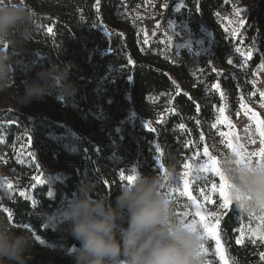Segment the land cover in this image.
I'll use <instances>...</instances> for the list:
<instances>
[{"label": "trees", "instance_id": "16d2710c", "mask_svg": "<svg viewBox=\"0 0 264 264\" xmlns=\"http://www.w3.org/2000/svg\"><path fill=\"white\" fill-rule=\"evenodd\" d=\"M139 1L100 0L97 10L96 0H28L36 13V32L27 45L12 49L18 61L14 87L0 93V158L18 176L11 188L0 181V214L8 217L7 208L14 227L56 251L44 263L35 260L37 252L32 250V264H75L70 251L79 241L67 222L54 229L45 225L48 216L72 199L82 179L93 183L96 193L109 195L114 205L119 188L127 183L121 171L126 175L136 167L145 175L161 176L162 163L169 172H180L195 151L211 143L216 110L224 101L235 118L240 97L254 91V73L264 57V0H254L247 13L243 44L255 46L257 52L238 71L228 63L238 43L217 22L231 12L226 0H172L165 11L196 31L205 25L212 29L214 43L198 64L184 49L174 55L175 62L155 53L154 46L143 50L136 29L121 20ZM180 2L181 8L173 11ZM68 62L75 92L63 97L52 93L28 105L16 103L40 71ZM215 83L219 91L212 88ZM36 176L43 183L32 179ZM181 208L175 201L176 213ZM255 224L235 205L223 215L219 233L233 264H264V244L253 243L246 230ZM209 250L212 264H221L212 244Z\"/></svg>", "mask_w": 264, "mask_h": 264}, {"label": "clouds", "instance_id": "9594fccd", "mask_svg": "<svg viewBox=\"0 0 264 264\" xmlns=\"http://www.w3.org/2000/svg\"><path fill=\"white\" fill-rule=\"evenodd\" d=\"M35 16L28 0H0V93L14 87L18 61L12 49L32 41ZM70 71V62L53 63L25 86L16 103L72 94L76 85L69 80ZM218 160L236 208L244 215H264V163H238L233 152L221 153ZM162 185L161 176L135 172L134 181L119 188L113 205L109 195L96 193L95 185L82 179L62 209L68 231L79 241L71 253L75 264H206L200 229L176 214L174 198ZM33 247L32 236L0 214V264H32Z\"/></svg>", "mask_w": 264, "mask_h": 264}, {"label": "rangeland", "instance_id": "374dc122", "mask_svg": "<svg viewBox=\"0 0 264 264\" xmlns=\"http://www.w3.org/2000/svg\"><path fill=\"white\" fill-rule=\"evenodd\" d=\"M171 1L172 0H140L136 6L129 9L122 16L121 20L129 22V24L136 29L143 43V50H148L151 46H154L155 53H159L163 58L175 62L176 59L174 55H176V53H178L180 50L184 49L190 52L192 57L195 59L196 64H198L199 60L204 55L208 54L211 50V47L214 43L213 31L209 26L206 25L203 26L199 31H196L192 27H190L189 23L185 19H176L172 15L173 12H170L169 15L165 14V11ZM226 2L231 5V12L224 16L217 17V22L227 34L228 38H231L233 39V41L238 43V46L236 48H240L241 51L245 53L251 51L252 58L253 55L257 52V48L255 46L246 47L243 44L242 30L245 23L244 25H240L239 21L243 20L245 22L247 13L253 6L254 0H226ZM164 5H167V7H164ZM181 6L182 2H180L173 9V11L177 12L181 8ZM234 29L236 30L235 32H233ZM169 36L172 38L171 43H169L168 40ZM145 38L148 39L147 44L144 43ZM230 59L233 61L230 66L235 71H238L241 68L245 67L250 60L248 59L247 61H245V59L241 57L240 54L236 51ZM261 63H264V57ZM259 65L254 73V91L248 96H243V103L250 111L245 114V109L241 107L240 103L238 113L236 114L235 118H232L229 114L228 104L226 100L221 106L225 109L224 113H220L219 109L221 107L216 110V116L213 122V124H216V127H212V132L214 133H212V136L210 137L211 143L207 146L212 155L218 157L223 152H230V150L226 147V143L229 140H231L233 144H243L249 152L257 151L261 147L259 131L257 130L258 126L255 121L250 119L252 114L255 113L260 120H264V107L261 106L262 104H264V99L260 97V92L264 91V70H260ZM162 117L163 115L160 116V119ZM225 117H227V119H224ZM218 119L220 121L219 123L217 122ZM148 124L149 123L147 122V124L145 125ZM221 132L225 133L223 137L220 136ZM253 140H255V143H252ZM200 153V159H203V150L200 151ZM133 170L137 172L136 167H134L131 170L127 171L125 176L132 174ZM184 171L185 169L182 168L180 172L170 173L175 175L179 180V177ZM122 180L126 181V179ZM0 181L5 185L11 184L12 187L16 186L18 182V176L7 167L4 159L2 158H0ZM213 181L218 183V178L209 177L208 180L201 179L192 183L193 194L197 196L201 203H204V201L203 197L200 194V189L203 188L206 193H210L211 183ZM163 190L165 192H168L167 184H165ZM210 195L212 199L216 201V203H205V208L207 211L218 212L219 220L221 221L223 215L229 210L230 207L226 209L219 208L220 201L218 193H210ZM70 201L71 200H66L62 205H60L58 210L47 217L45 225L47 228L54 229L58 226L59 223L65 221L62 214V209ZM175 201H178V205L182 207L181 214L194 210L191 205V201H189L186 197L176 195L174 198V202ZM184 218L190 219L191 217L189 216ZM207 219L211 224H215L216 222L215 218L208 217ZM255 222L256 224L253 228H256L257 224L259 223V221L256 219ZM217 232L219 233V226L217 227ZM248 235L251 236V233L249 231ZM244 237L245 235L242 234L240 238L241 241L244 239ZM32 238L34 240V249L32 248V250H36L37 252L35 260H39L44 263L49 262L50 257L56 253L54 248L35 236H32ZM252 238H254L255 240H259L256 237ZM220 239L222 248L225 253V258L228 260L229 264H233L227 256L221 235ZM261 242L264 244V241ZM210 244L214 246V254L219 259V256L215 251V241L209 238L206 245L208 251L205 254L207 264H212V260L210 259L211 250H209ZM73 250L74 249L70 251V254Z\"/></svg>", "mask_w": 264, "mask_h": 264}, {"label": "snow or ice", "instance_id": "6c2138e0", "mask_svg": "<svg viewBox=\"0 0 264 264\" xmlns=\"http://www.w3.org/2000/svg\"><path fill=\"white\" fill-rule=\"evenodd\" d=\"M99 4L100 0H96V7L97 10H99ZM164 7H167V5H164ZM244 21L240 20L239 24L244 25ZM159 27V25H158ZM53 29L51 27L47 28L48 33H52ZM236 30L234 29L233 32ZM169 43H171L172 38L168 37ZM144 43H148V39L145 38ZM235 51L240 54L241 57L247 61L251 58L252 52L249 51L247 53L241 51L240 48H236ZM228 63L231 64L233 61L231 59L228 60ZM260 70H264V63H261L259 65ZM220 84L215 83L212 85V88L216 89L217 91L220 90ZM221 97L224 96V93H220ZM260 97L264 99V91L260 92ZM243 96L240 97L241 100V107L245 109V114H247L249 109H247L246 105L243 103ZM264 107V104L261 105ZM197 111H199V106H197ZM220 113H224L225 109L221 107L219 109ZM224 119H227L225 117ZM251 120L255 121L258 126L259 136H260V145L261 147L257 151H251L249 152L243 144L236 143L233 144L231 140L227 141L226 147L230 150V152H233L238 157V163H245V162H252L256 161L257 163H264V120H260L258 116L253 113L250 117ZM220 122L219 119L217 121ZM199 123V121H197ZM149 128L150 132H155V129L151 127L150 124L146 125ZM179 127L181 129L185 128L184 124H180ZM213 128L216 127V124L212 125ZM225 133L221 132L220 136L223 137ZM31 139L30 137L28 138ZM199 139L203 141L205 139L204 135L201 133ZM188 144H191V141L187 142ZM252 143H255V140L252 141ZM157 153H160V146H157L156 148ZM31 156V153L28 154ZM203 159H200L201 153L199 150L195 151L193 153V156L185 161L183 163V168L185 171L181 174L179 177V180L175 175L169 172L167 168L161 163L159 164L158 173L163 177L164 179V185L162 187H165V184L168 185V192L167 194L175 198L176 195L186 197L189 201H191V205L193 207V211L185 212L183 214L177 212L176 214L183 217H191L190 219H187L189 221L190 226L192 227H198L202 234V239L204 241L202 248L204 255L207 253L208 248L206 247L209 238L215 241V251L217 255L219 256L220 261H222V264H229L228 260L225 258V253L221 245V239L220 235L217 232V227L219 226L220 220H219V213L216 211H207L205 208V203H216L210 195V193H218L219 197V208L226 209L230 206H233L234 203L229 197V182L226 178V176L222 173L220 167H219V160L217 156H214L210 153L209 148L207 146L203 147ZM160 156L157 155V160L159 162ZM120 176L122 179H126L128 183H131L135 179V170L132 171V174L125 176V173L123 171L120 172ZM209 177H215L218 178V183L213 181L211 183V189L210 193H206L203 188L200 189V194L203 197L204 203H201L200 200L197 198L196 195L193 194L192 191V183L198 180H208ZM32 179L37 183H43V180L39 177H32ZM8 188H11V184H7ZM21 196H25V193L22 191L20 192ZM187 207V206H186ZM5 211L8 213V220L11 221L13 218V214L10 210L5 208ZM208 217H212L216 219L215 224H211ZM250 219H256L259 221L256 228L249 227L246 229L251 233L252 237L258 238L260 241H264V215L256 216L254 214L249 215ZM25 229L28 228V225H23ZM38 238V237H37ZM242 241L241 239H237L236 243L240 244ZM255 243V239L252 241ZM261 259L264 260V253H261ZM207 264V262H206Z\"/></svg>", "mask_w": 264, "mask_h": 264}]
</instances>
